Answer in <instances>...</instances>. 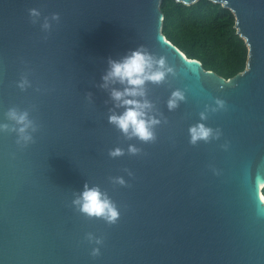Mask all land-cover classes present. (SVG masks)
I'll return each mask as SVG.
<instances>
[{"label": "water", "instance_id": "water-1", "mask_svg": "<svg viewBox=\"0 0 264 264\" xmlns=\"http://www.w3.org/2000/svg\"><path fill=\"white\" fill-rule=\"evenodd\" d=\"M212 1L248 46L231 78L167 38L162 0H0V264H264V0ZM141 48L173 70L135 97L160 121L149 141L109 120L127 85L102 86ZM86 186L114 223L80 210Z\"/></svg>", "mask_w": 264, "mask_h": 264}, {"label": "clouds", "instance_id": "clouds-1", "mask_svg": "<svg viewBox=\"0 0 264 264\" xmlns=\"http://www.w3.org/2000/svg\"><path fill=\"white\" fill-rule=\"evenodd\" d=\"M32 16H39L37 9H31ZM57 17H53L55 19ZM45 28L49 27L45 23ZM110 69L104 75L103 87H108L111 83L120 82L127 85L123 90L113 88L111 96L118 102V106H125L126 110L120 114H113L109 117L110 122L114 123L124 133L136 136L143 141H149L155 138L154 126L160 121L155 117H149L146 110L151 109L152 105L148 101L141 102L135 99L138 96H144L143 85L146 81L159 83L164 80L166 73L173 71L167 67L163 58L156 60L151 54L144 51L142 48L133 51L126 56L122 61H110ZM23 83L21 87H23ZM184 99V94L177 90L172 94L169 100V108H175L178 101ZM216 104L220 107L224 106V101L217 99ZM13 119L21 125L19 132L24 139H30L26 134L31 122L28 120L27 113L17 114L11 113ZM202 118H206L201 114ZM191 142L196 143L200 139H208L213 130L206 127L204 124L194 125L190 128ZM130 151L135 153L137 149L130 147ZM121 150L116 149L112 155H120ZM123 183V181H120ZM80 205V210L89 216L103 217L110 223H114L119 212L115 205L102 194L98 188H88L86 186L82 196L75 201ZM99 249L94 250V254H98Z\"/></svg>", "mask_w": 264, "mask_h": 264}, {"label": "trees", "instance_id": "trees-1", "mask_svg": "<svg viewBox=\"0 0 264 264\" xmlns=\"http://www.w3.org/2000/svg\"><path fill=\"white\" fill-rule=\"evenodd\" d=\"M163 32L189 58L225 78L245 70L248 46L236 28L234 13L212 0L186 5L162 0ZM264 192V189H263Z\"/></svg>", "mask_w": 264, "mask_h": 264}]
</instances>
